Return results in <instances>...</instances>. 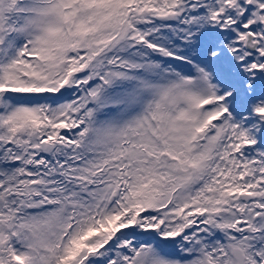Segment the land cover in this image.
Listing matches in <instances>:
<instances>
[{"label":"snow or ice","instance_id":"snow-or-ice-1","mask_svg":"<svg viewBox=\"0 0 264 264\" xmlns=\"http://www.w3.org/2000/svg\"><path fill=\"white\" fill-rule=\"evenodd\" d=\"M0 264H264V0H0Z\"/></svg>","mask_w":264,"mask_h":264}]
</instances>
